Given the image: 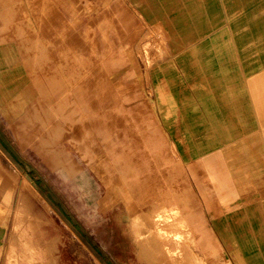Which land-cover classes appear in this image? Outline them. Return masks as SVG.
<instances>
[{"label": "crops", "instance_id": "0c3cea01", "mask_svg": "<svg viewBox=\"0 0 264 264\" xmlns=\"http://www.w3.org/2000/svg\"><path fill=\"white\" fill-rule=\"evenodd\" d=\"M41 152L45 208L15 170ZM75 242L264 264V0H0V264H88Z\"/></svg>", "mask_w": 264, "mask_h": 264}, {"label": "rangeland", "instance_id": "374dc122", "mask_svg": "<svg viewBox=\"0 0 264 264\" xmlns=\"http://www.w3.org/2000/svg\"><path fill=\"white\" fill-rule=\"evenodd\" d=\"M56 162H53V158L52 160H49L48 158V154L47 152H41L40 153V167L36 168V169H32L31 167H24V169H21L20 166H18L17 168L15 167V170L18 172L17 175H22L25 178H27V176H29V178H31V180L33 179L34 181L38 182V191L40 193V207L41 208H45L46 207V203L48 202L47 200V196H49V194H54V186H56V188H61L63 187L62 185V168H58L57 166H55ZM33 174V175H32ZM49 182H55V184H50ZM36 186V187H37ZM37 189V188H36ZM45 203V204H44ZM169 219L167 220H163L162 221H156V223H166L168 222ZM160 226V225H158ZM59 233V232H58ZM67 235V232H64ZM154 233V232H153ZM160 234H156L154 236V234H152V231H148L146 237H148L147 239H160V238H167V239H176V238H181L182 236L177 237L176 232H166L167 235H164L160 232H157ZM170 234V236H169ZM173 234V235H171ZM161 235V236H160ZM163 235V236H162ZM176 238H174L175 236ZM173 236V237H172ZM146 237L144 236L143 238L146 239ZM184 238H188V236L185 235ZM75 241L77 240V238H74ZM75 242V248L74 251L75 253L81 254L82 256H86L88 259V264H98L97 256L95 255V253L90 249H85L84 247H79V244ZM97 262V263H96ZM103 264V263H102Z\"/></svg>", "mask_w": 264, "mask_h": 264}, {"label": "bare ground", "instance_id": "6f19581e", "mask_svg": "<svg viewBox=\"0 0 264 264\" xmlns=\"http://www.w3.org/2000/svg\"><path fill=\"white\" fill-rule=\"evenodd\" d=\"M75 1H76V0H75ZM124 3H125V2H124ZM82 9H83V8H82ZM83 10H84V9H83ZM95 10H96V9H95ZM41 11H42V8H41ZM96 12H97V10H96ZM161 38H162V37H161ZM46 39H47V38H46ZM159 40H160V39H159ZM87 48H88V47H87ZM92 85H93V84H92ZM248 112H249V111H248ZM248 112H247V113H248ZM241 114H242V113H241ZM244 115H245V114H244ZM247 116H249V115H247ZM241 118H242V117H241ZM247 118H248V117H247ZM252 119H253V118H252ZM240 120H241V119H240ZM246 120H247V119H246ZM239 122H240V121H239ZM239 122H238V123H239ZM243 122H244V120H243ZM238 123H237V124H238ZM248 123H251V122H248ZM241 125H242V124H241ZM239 128H240V127H239ZM243 130L245 131V129H243ZM248 133H249V132H248ZM44 138H45V137H44ZM44 140H45V139H44ZM256 143H257V142H256ZM247 144H248V143H247ZM262 144H263V143H262ZM249 145H250V144H249ZM56 150H57V149H56ZM218 150H219V149H218ZM258 154H259V153H258ZM2 156H3V155H2ZM181 156H182V155H181ZM246 158H247V157H246ZM246 164H247V163H246ZM7 179H8V178H7ZM3 180H4V179H3ZM23 182H26V181H23ZM24 184H25V183H24ZM27 184H28V183H26V185H27ZM94 184H95V183H94ZM22 185H23V184H22ZM26 185H25V186H26ZM27 186H29V185H27ZM29 187H30V186H29ZM25 188H26V187H25ZM30 188H31V187H30ZM26 189H27V188H26ZM95 189H96V188H95ZM90 194H91V193H90ZM22 195H23V194H22ZM95 196H96V195H95ZM95 198H96V197H95ZM22 199H23V198H22ZM25 200H26V199H25ZM44 204H45V203H44ZM134 208H135V207H134ZM158 211H159V210H158ZM164 214H165V213H164ZM159 215H160V213H159ZM157 216H158V215H157ZM161 216H162V215H161ZM129 217H130V216H129ZM133 217H135V216H133ZM141 217H142V216H141ZM138 218H140V217L138 216ZM143 218H144V217H143ZM143 218H142V219H143ZM147 218H148V217H147ZM149 218H150V216H149ZM149 218H148V219H149ZM151 218H152V216H151ZM154 218H155V217H154ZM129 219H131V217H130ZM140 219H141V218H140ZM152 219H153V218H152ZM153 220L155 221V219H153ZM163 220H164V219H163ZM165 220H167V219H165ZM206 220H207V219H206ZM128 221H129V220H128ZM134 221H135V220H133V222H134ZM141 221H142V220H141ZM141 221L139 220L140 223H142ZM159 221H160V220H159ZM161 221H162V220H161ZM135 222H136V221H135ZM135 222H134V223H135ZM155 222H156V221H155ZM136 223H137V222H136ZM140 223H138L137 225H139V227L141 228L142 225H141ZM147 223H149V222L147 221L146 223H143V224H144V225H145V224L147 225ZM153 223H154V222H153ZM167 223H168V222H167ZM167 223H166V224H167ZM126 224H127V223H126ZM149 224H150V223H149ZM155 224H156V223H155ZM157 224H158V222H157ZM159 224H160V223H159ZM159 224H158V225H159ZM162 224H163V222H162ZM137 225H132V227L137 228V227H138ZM146 225H145V226H146ZM151 225H152V224H151ZM153 225H154V224H153ZM158 225H156V227L159 228L160 226H158ZM136 226H137V227H136ZM145 226H144V227H145ZM148 226H149V225H148ZM148 226H146V228H144V229L147 230V229H148V228H147ZM161 226H162V225H161ZM168 226H169V225H168ZM172 226H173V225H172ZM132 227H131V228H132ZM162 227H163V226H162ZM162 227H161V228H162ZM165 227H166V226H165ZM176 227H177V226H176ZM135 228H134V229H135ZM152 228H154V226L151 227V230L154 231L155 228H154V229H152ZM158 228H157V229H158ZM168 228H171V227H168ZM157 229H155V231H156ZM165 229H166V228H165ZM175 229H177V228H175ZM149 230H150V229H149ZM161 230H162V229H161ZM141 231H142V230H141ZM153 231H152V234H154V236H155V233H157L158 231L155 232V233H153ZM159 232H160V229H159ZM162 232H163V231H162ZM178 232H179V231H178ZM180 232H183V231H180ZM180 232H179V233H180ZM133 233H134V232H133ZM138 233H139V232H138ZM138 233L135 231V234H138ZM147 233H148V231H147ZM164 233H165V232H164ZM164 233H162V234L164 235ZM176 233H177V232H176ZM140 234H141V232H140ZM142 234H143V236H144V235H145V236L147 235V234H145V233H142ZM157 234H160V233H157ZM167 234H168V233H167ZM167 234L165 233V235H167ZM180 234H181V233H180ZM180 234H179V235H180ZM187 234H188V233H186L185 235H187ZM163 235H162V236H163ZM171 235H173V234H171ZM182 235H184V234H181V236H182ZM185 235H184L183 237H181V238H184ZM141 236H142V235H141ZM149 236H152V235H149ZM149 236H148V237H149ZM160 236H161V235H160ZM169 236H170V234H169ZM174 236H175V235H174ZM135 237H138V238L140 239L139 235H138V236L135 235ZM148 237H146V239H147ZM172 237H173V236H172ZM177 237H178V235H177ZM179 237H180V236H179ZM138 238H137V239H138ZM141 238H142V237H141ZM174 238H176V236H175ZM181 238H180V239H181ZM137 239H136V240H137ZM143 239H144V238H143ZM154 239H156V238H154ZM161 239H167V238H161ZM161 239H160V240H161ZM177 239H178V238H177ZM185 239H186V238H185ZM170 240H171V239H170ZM182 240H183V239H182ZM182 240H181V241H182ZM188 240H189V239H188ZM150 241H151V240H150ZM164 241H165V240H164ZM167 241H169V239H167ZM171 241H172V240H171ZM183 241H184V240H183ZM170 243H172V242H170Z\"/></svg>", "mask_w": 264, "mask_h": 264}]
</instances>
